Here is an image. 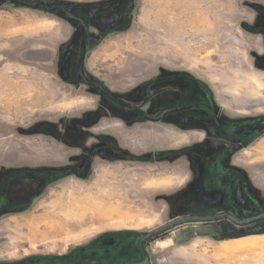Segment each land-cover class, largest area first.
Wrapping results in <instances>:
<instances>
[{
	"label": "rangeland",
	"instance_id": "rangeland-1",
	"mask_svg": "<svg viewBox=\"0 0 264 264\" xmlns=\"http://www.w3.org/2000/svg\"><path fill=\"white\" fill-rule=\"evenodd\" d=\"M19 1L39 5L0 0V264L141 263L142 238L197 211L189 187L219 163L264 209V131L224 138L198 110L148 122L78 70L84 53L88 79L149 115L205 103L225 125L264 123V0ZM27 176L39 191L10 204ZM75 203L83 228L53 231L79 224ZM146 250L151 264H264V221L186 225Z\"/></svg>",
	"mask_w": 264,
	"mask_h": 264
},
{
	"label": "flooded vegetation",
	"instance_id": "flooded-vegetation-1",
	"mask_svg": "<svg viewBox=\"0 0 264 264\" xmlns=\"http://www.w3.org/2000/svg\"><path fill=\"white\" fill-rule=\"evenodd\" d=\"M8 1H14L20 4L19 0H8ZM115 104H117L118 108L121 110H125L126 112L142 117L136 113L139 111H135L132 108L123 106L119 102L118 98ZM126 108H129L130 110ZM171 109H181V110L167 115L161 121H163L165 118L169 117L170 115H173L176 113L186 112V111H191V110H198L202 114H206L208 116V120L201 118L202 125L211 131L217 132L219 135H221L224 138L237 137L241 141L249 140L257 133L264 131V123H261V122L225 125L222 123L220 118L213 112V110L209 106H207L205 103L191 104V105L180 106V107H175ZM171 109H168V110H171ZM238 145L240 146L241 144H238ZM107 151L114 152V158L117 160V162L119 159L122 160L121 152H118L117 150H114V151L107 150ZM226 152L227 151H225L224 153ZM216 166L218 169L214 171L215 173L207 174L206 176L208 178L205 177L204 179L197 181L194 184V187L193 186L189 187L190 189L193 190L190 194L196 198L192 204L195 206L194 208H196L197 210L195 212H192V215L190 216L208 217V216H215L219 214H230L240 220H246V219H250L252 217L258 216L260 214H264V209H261L262 207L260 206V204L256 206L255 203L254 204L252 203L253 202L252 200L246 199L248 188H247V184L245 183V181L236 180L234 178L227 180L228 175H224L222 174L223 172L222 173L220 172V170H222L223 168L222 163H219V165H216ZM19 180L40 181L37 192L39 191L41 185L44 182L43 179L41 178L30 177V176L18 179L16 181H19ZM14 183L10 186V188L14 185ZM36 194H29L28 190H24L19 193L11 192L10 194L7 191L6 197H7V200L10 202V204H18V203H26L31 197L35 196ZM205 194H208V195L215 194L216 195L214 199H215V203L218 205V208H219L218 210L216 211L208 210L207 207L203 206L204 203H206V201H204ZM218 221H223V222L225 221L227 223H232L233 226L235 225L237 227H240V229L241 228L243 229V228H249L250 226L256 223L262 222L264 220L256 221L251 224L243 225V226L235 224L228 218H223V219H220L214 222H218ZM209 223H213V222H209ZM200 224H204V223H200ZM228 227L229 226H227L226 228V233L232 234L234 232L233 228L232 227L228 228ZM256 230H254V232L261 233V230H258L257 228Z\"/></svg>",
	"mask_w": 264,
	"mask_h": 264
},
{
	"label": "water",
	"instance_id": "water-1",
	"mask_svg": "<svg viewBox=\"0 0 264 264\" xmlns=\"http://www.w3.org/2000/svg\"><path fill=\"white\" fill-rule=\"evenodd\" d=\"M21 5H25L31 8L37 7L39 4L37 2H25V1H19ZM89 33V28L87 27L85 29V37H87ZM84 58L85 54L83 53L81 56V62L79 66V75L82 79V82L86 86H90L94 88L95 90L99 91L101 94H103L106 98L111 100L113 103L117 102V97L109 90L107 89L102 83L97 82V81H91L88 79L85 74H84ZM130 110L129 108H126ZM181 109H171L163 112L159 116H153L146 114L144 112H136L140 116H142L146 121L148 122H154L158 123L160 122L164 117H166L169 114H172L176 111H179ZM40 181H34V180H19L14 183V185L8 189V193L10 194L11 192L13 193H19L24 190H28L29 194H36L38 190V185ZM223 218H228L232 222H234L237 225H248L256 221L264 220V214H260L258 216L252 217L250 219L246 220H240L230 214H219L215 216H208V217H203V216H187V217H179L176 218L169 223L149 232L146 236H144L140 242V251L142 255L144 256V261L141 263H132V264H151V258L150 255L148 254L146 250V243L150 241L153 238H156L162 234H165L169 231H172L174 229L181 228L186 225H191V224H200V223H209V222H214Z\"/></svg>",
	"mask_w": 264,
	"mask_h": 264
},
{
	"label": "bare ground",
	"instance_id": "bare-ground-1",
	"mask_svg": "<svg viewBox=\"0 0 264 264\" xmlns=\"http://www.w3.org/2000/svg\"><path fill=\"white\" fill-rule=\"evenodd\" d=\"M96 197V196H95ZM94 197V198H95ZM83 200V199H82ZM89 200H90V198H89ZM91 201V200H90ZM75 202H77V201H75ZM74 203V202H73ZM91 203V202H90ZM77 205H79V207H77ZM74 206H76L77 208H79L81 211H76V213H78L77 215L75 214V212H74V215L78 218V222H79V224L77 225V226H73V227H70L69 225H70V223H71V219L70 218H68L67 220H65L64 222H62V224H61V228H59L60 226H59V224H58V226L56 225V226H52L51 225V227H53L52 228V230L53 231H59L60 229H66V230H70V229H82L83 228V225H84V223L82 224L81 222V220L82 219H84L86 216H87V214L90 212V208L88 207V206H86V205H83V204H76L75 203V205ZM101 207V206H100ZM100 207H96L95 206V211L97 212V214L98 215H104V214H110L111 212H113L112 210H108V209H102V208H100ZM93 208V207H92ZM103 208H105V207H103ZM93 211V210H92ZM100 220V219H99ZM103 220H105V219H103ZM108 220V219H107ZM109 221V220H108ZM119 221V220H118ZM115 222V221H114ZM117 224V223H116ZM48 226V225H47ZM71 231V230H70ZM84 232V231H83Z\"/></svg>",
	"mask_w": 264,
	"mask_h": 264
}]
</instances>
